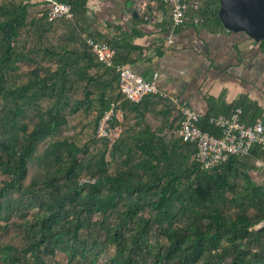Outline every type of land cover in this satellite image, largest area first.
<instances>
[{"label":"trees","instance_id":"1","mask_svg":"<svg viewBox=\"0 0 264 264\" xmlns=\"http://www.w3.org/2000/svg\"><path fill=\"white\" fill-rule=\"evenodd\" d=\"M32 1L0 0V176L6 178L0 181V222L15 211H33L17 224L20 248L7 245L2 250L4 264H27L30 259L41 264L43 253L58 250L66 254L68 264H99L105 255V264H264V181L259 183L251 174L255 158H264V148L255 145L248 157H231L203 170L195 145L177 137L166 141L151 129L131 145L125 130L115 144L97 140L99 123L114 104L124 111L134 104L120 89L119 98L110 96L114 80L103 84L100 74L89 75L103 68L112 75L117 72L89 46L88 0H59L72 5L87 27L79 18L50 20V8L31 16ZM156 1L167 8L164 0ZM188 4L189 16L202 20L204 28L224 29L220 0ZM60 28L66 29L62 36ZM77 39L86 53L75 46ZM257 45L264 51V41ZM76 53L80 58H73ZM24 65L36 68L22 84L18 74ZM81 88L85 101H74ZM45 101L49 107L43 106ZM247 101L220 107L210 100L209 112L199 122L201 130L220 136L212 119L237 107L248 124L264 119ZM67 111L70 116L81 111L98 115L95 142L102 143L105 152L96 163L94 184L81 182L82 172L91 166L85 161L89 150L56 140L67 125L61 117ZM46 141L50 146L42 157L48 172L40 185L25 187L30 164L39 159L38 147ZM15 190L18 200L10 197ZM233 208L238 210L232 213ZM155 227L160 234L153 238Z\"/></svg>","mask_w":264,"mask_h":264},{"label":"crops","instance_id":"2","mask_svg":"<svg viewBox=\"0 0 264 264\" xmlns=\"http://www.w3.org/2000/svg\"><path fill=\"white\" fill-rule=\"evenodd\" d=\"M46 10L49 5L43 0L31 2V16H40ZM87 17L92 35L89 39L117 44L116 59L146 80H156L167 96L150 97L127 111L121 109L128 144L145 136L147 129L166 141L176 137L180 118L171 97L186 102L202 117L209 112L210 100L221 107L246 99L264 115V51L245 33L225 29L211 32L193 23L175 31L169 9L162 8L156 0H88ZM76 18L87 27L83 16ZM65 30L60 28L58 36ZM78 42L79 39L75 46L79 52L86 53ZM73 58L80 56L76 53ZM89 75H99L103 84L114 80L109 94L113 99L120 97L117 74L103 68L92 70ZM257 159L251 174L262 183L264 167L257 165Z\"/></svg>","mask_w":264,"mask_h":264},{"label":"built area","instance_id":"3","mask_svg":"<svg viewBox=\"0 0 264 264\" xmlns=\"http://www.w3.org/2000/svg\"><path fill=\"white\" fill-rule=\"evenodd\" d=\"M43 2L49 5L50 20L75 19L76 14L72 5L59 0H43ZM164 3L170 11L173 30L176 31L188 23L201 24L202 20L192 19L189 16L188 0H164ZM88 43L98 59L117 72L119 89L127 102L140 105L149 97H167L160 91L156 80L148 81L128 65L116 64V50L110 44L92 38L88 39ZM170 100L175 104L180 118V125L175 135L184 143L195 145V158L203 170H212L231 157H248L255 145H261L264 148L263 118L248 124L243 121V109L237 107L229 115H219L212 119L211 122L221 130V135L211 136L201 130L199 122L202 116L189 104L177 98L171 97ZM124 123V112L114 104L111 111L107 112L100 121L96 139L115 144L123 136ZM256 162L259 167H264V158H259ZM81 182L94 184L97 179L84 178Z\"/></svg>","mask_w":264,"mask_h":264},{"label":"rangeland","instance_id":"4","mask_svg":"<svg viewBox=\"0 0 264 264\" xmlns=\"http://www.w3.org/2000/svg\"><path fill=\"white\" fill-rule=\"evenodd\" d=\"M24 41V40H23ZM48 67V66H46ZM36 66H28L24 65L21 68L20 73L18 74L19 77V83L25 84L27 83V73L31 71L32 69H35ZM55 70V67H53ZM98 95V94H97ZM74 101H85V92L83 88L79 90V92L75 95H73ZM44 107H49V102H43ZM61 117L65 118L67 125L62 128L61 133L57 137L56 140L58 141H68V142H74L77 146L80 148H87L89 150V153L87 154V159H85L86 162H91V166L87 169H85L84 172L81 174V180L84 178H93L94 176H98L97 174V161L102 157L100 156L102 153L105 152L104 146L102 143L95 142V132H96V121H97V113H92L90 115L86 114L84 111H81L80 114L75 116H70L67 112H63L61 114ZM29 119L26 120L25 124H29ZM50 146V141H46L44 143H41L38 147V155H36V158L29 167V175L28 178L25 181V187L29 186L32 183H35L37 186L42 183L44 180V176L48 172V165L47 161L42 157L43 152ZM51 151L54 153H57L59 151L58 148H52ZM64 156H66V151L61 150V152ZM98 156L97 158H95ZM82 159H84V154L79 155ZM88 171H91L89 173ZM5 177L0 176V181L5 180ZM19 191L15 190L10 197H13L14 199L17 198V200L20 198ZM238 208H233L232 213H235ZM33 212V211H32ZM31 212V213H32ZM253 213V211H250ZM28 211L25 212V214H31ZM24 213H20L18 211H15L11 214V216H7L8 220H2L0 222V264H4L2 260V255L4 248L7 245H12L14 247L18 246L20 248L21 245V238L20 233L21 230L17 226V224L24 223L23 217L26 216ZM4 215H6L4 213ZM3 215V216H4ZM5 217V216H4ZM30 218V215H29ZM157 227L153 228L151 231V235L153 238L157 237L160 232ZM111 255V254H108ZM23 258V255H21ZM30 257V254H27V258ZM31 261L27 264H38L35 263L34 259H30ZM107 260V255L103 256L101 260L99 261V264H105ZM41 264H68V259L65 253L61 251H56L55 254H51L50 252H45L41 255Z\"/></svg>","mask_w":264,"mask_h":264},{"label":"water","instance_id":"5","mask_svg":"<svg viewBox=\"0 0 264 264\" xmlns=\"http://www.w3.org/2000/svg\"><path fill=\"white\" fill-rule=\"evenodd\" d=\"M219 17L225 30L264 41V0H220Z\"/></svg>","mask_w":264,"mask_h":264}]
</instances>
